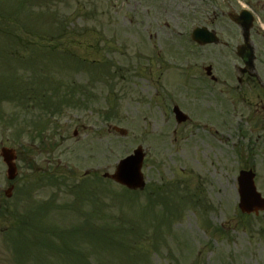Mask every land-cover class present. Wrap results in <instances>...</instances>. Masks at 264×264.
<instances>
[{
  "label": "rangeland",
  "instance_id": "1",
  "mask_svg": "<svg viewBox=\"0 0 264 264\" xmlns=\"http://www.w3.org/2000/svg\"><path fill=\"white\" fill-rule=\"evenodd\" d=\"M204 4L0 0V147L18 153L11 183L0 159V264H264V213H239L236 183L252 168L264 197V111H243V98L206 79L208 65L218 80L223 73L219 50L192 51L185 40L206 25L193 12ZM47 75L65 81L59 96L72 88L73 106L36 119L38 109L8 102L19 84L47 86ZM174 105L185 124L176 125ZM34 120H47L42 143L26 126ZM137 146L148 188L130 193L102 179ZM63 175L89 191L76 201L57 195L43 215L37 208L55 190L43 183Z\"/></svg>",
  "mask_w": 264,
  "mask_h": 264
},
{
  "label": "flooded vegetation",
  "instance_id": "2",
  "mask_svg": "<svg viewBox=\"0 0 264 264\" xmlns=\"http://www.w3.org/2000/svg\"><path fill=\"white\" fill-rule=\"evenodd\" d=\"M190 1L205 2L203 9L193 10V12L205 16L206 25L204 27L212 32L217 39L215 44L200 46L193 42L190 36L192 47L194 46L193 51L204 49L214 50L217 53L219 50L218 54L223 60L221 65L223 73L220 79L218 80L214 76L213 80L211 76H205L206 79L210 80L212 84L220 82L224 92H234L243 98V111L249 109L252 114L255 109L264 111V106L248 108L244 104V97L254 96L256 99L262 97L260 101H264V0ZM220 19L225 20L223 24L214 25ZM244 46L251 48L254 55L253 64L250 66L245 64V58L239 54ZM244 57L246 56L244 55ZM208 66L212 72V65ZM194 77L196 78V76ZM209 88L212 89L210 85ZM218 94L219 96L225 95ZM247 119L253 120V117Z\"/></svg>",
  "mask_w": 264,
  "mask_h": 264
},
{
  "label": "water",
  "instance_id": "3",
  "mask_svg": "<svg viewBox=\"0 0 264 264\" xmlns=\"http://www.w3.org/2000/svg\"><path fill=\"white\" fill-rule=\"evenodd\" d=\"M197 35L198 42L204 43L209 41H204L205 37L203 31L197 30L195 36ZM249 56L245 62L250 64L252 61V55L248 53ZM209 74V69H206ZM175 117L178 123L186 121V116H184L177 108H174ZM115 131L119 132L122 136L126 135V131L114 128ZM0 157L6 166V177L8 180H13L17 174L16 166L14 160L16 155L13 149L2 147L0 149ZM143 161V153L140 147L133 151V153L121 160L115 172L112 175L104 174V178H109L116 183L127 187L128 189H142L144 186L143 177L141 175V165ZM254 174L252 171H240L237 177L238 183V195L239 202L238 208L242 213L250 214L258 211H264V199L261 198L255 190V185L253 182ZM11 188L5 191L7 197L10 196Z\"/></svg>",
  "mask_w": 264,
  "mask_h": 264
},
{
  "label": "trees",
  "instance_id": "4",
  "mask_svg": "<svg viewBox=\"0 0 264 264\" xmlns=\"http://www.w3.org/2000/svg\"><path fill=\"white\" fill-rule=\"evenodd\" d=\"M45 53L51 57L55 56L54 50H52V52L48 51V53L45 51ZM37 80L38 82L35 86L30 81L29 85H26L25 87L19 84L22 89L14 93L12 91L13 95H7L8 102H11V100L14 99L19 105L24 106L26 109L39 107L42 110V108H47V112H51L50 115L59 113L63 108H69L74 105L70 103V97H68L72 88L67 87L66 91L62 93V96L58 95V91L60 92L59 82L63 84L65 81L51 79L47 75V91H45V88L41 87L44 86L41 84V78H37ZM72 81H74V79ZM69 84H72V82H69ZM32 88L37 89L38 91H35Z\"/></svg>",
  "mask_w": 264,
  "mask_h": 264
}]
</instances>
